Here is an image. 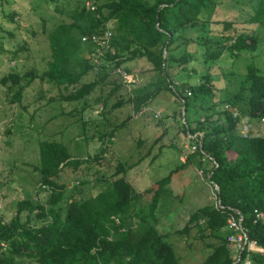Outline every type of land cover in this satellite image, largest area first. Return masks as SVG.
<instances>
[{
	"label": "trees",
	"instance_id": "obj_1",
	"mask_svg": "<svg viewBox=\"0 0 264 264\" xmlns=\"http://www.w3.org/2000/svg\"><path fill=\"white\" fill-rule=\"evenodd\" d=\"M86 1L76 0L66 12L55 8L67 20L50 31L44 30L42 20L49 48L45 69L3 74L0 87L7 104L20 105L24 90L38 80L57 91L46 103L75 104L63 114H84L100 103L103 118L106 110L110 113L124 105L137 114L168 91L182 107L176 118L181 132L196 135L190 140L198 148L139 192L126 177L140 161L130 164L114 158L110 149L116 131L125 122L98 134L101 147L86 158L71 156L62 143L39 142V165L35 167L39 179L34 194L14 202V215L8 221L0 213V264H15L17 259L35 264H182L165 240L167 233L159 231L156 212L173 175L188 165H196L217 187L221 208H197L173 233L188 235L196 229L201 239L212 240L206 244L209 252L197 264H231L224 228L227 219L237 218L238 212L248 239L262 249L251 254L252 264H264V135H253L252 130L246 137L239 133L243 119L249 124L252 120L264 123V74L248 64L238 83L229 80L217 89L209 67L198 73L191 66L195 51L188 52V47L198 45L205 65L215 63L224 53L235 59L241 53L255 52L258 36L237 29V20L221 15V5L215 0H91L94 10L85 6ZM253 1L251 12L241 22L244 26L264 24V0ZM16 15L2 13V18L15 24ZM107 29L111 32L109 47L98 64L94 60L98 45L90 39L102 36ZM5 33L13 37L12 32ZM27 44L17 42L7 51L0 41V55L10 52L15 57L28 50ZM137 60H144L157 79L143 86L134 84L132 96L123 97L115 70L131 74L127 65ZM229 76L234 79L236 75L232 72ZM193 77L196 80L191 83ZM95 91L99 95L91 104ZM114 97L117 101L107 109ZM67 171L78 179L76 185L70 187L61 180ZM2 186L0 180V192ZM87 186L91 191L84 196L83 187Z\"/></svg>",
	"mask_w": 264,
	"mask_h": 264
},
{
	"label": "rangeland",
	"instance_id": "obj_2",
	"mask_svg": "<svg viewBox=\"0 0 264 264\" xmlns=\"http://www.w3.org/2000/svg\"><path fill=\"white\" fill-rule=\"evenodd\" d=\"M152 2V0H145ZM220 4L221 15H228L238 22L237 29L243 28L254 31L259 38V47L253 53L244 52L235 59L223 54L218 61L205 65L200 56V47H188V52L193 53L195 67L202 73L205 67L209 71L217 89L232 83H238L246 74L248 64H253L264 74V24L242 25L247 15L251 12L253 0H215ZM225 2V3H224ZM76 4V0H4L0 5V41L8 51L17 42L26 41L28 50L18 53L13 57L10 52L0 55V77L14 71L24 73L35 68L38 71L45 69V62L49 56L48 43L42 31H50L60 21H66L59 10L68 11ZM17 12L14 17L15 24L8 23L2 18V13ZM10 31L13 37L5 33ZM199 54H197V52ZM133 78L131 92L134 86H143L154 82L157 74L150 70L144 60H137L127 65ZM235 73L231 79L229 73ZM225 76V79H223ZM191 79V83L195 82ZM109 89H104L106 92ZM39 90L43 92L40 93ZM57 91L48 84H40L38 80L32 82L23 92L21 104L9 105L6 102L4 88L0 87V180L1 192L6 194L5 209L14 213V200H21L32 196L38 184L39 173L35 167L39 165L38 143L44 140L62 143L69 154L75 158H86L94 155L100 149L98 134L105 133L108 129L120 125L112 140L110 149L114 158L135 163L127 174V180L139 192L153 185L158 179L166 176L168 172L178 166L181 158L185 160L194 143L191 138L180 130L176 121L182 107L168 92H161L148 105L147 111L135 114L130 105H124L115 110L104 112L100 116L101 104L96 108L85 110L84 114L69 116L62 111H69L75 104L53 101L46 103L48 97H54ZM128 94L123 87L119 95ZM43 98H39L40 96ZM99 95L95 91L91 96V104ZM117 101L111 98L107 109ZM152 111L160 114L159 119L153 117ZM174 113H176L174 117ZM253 135H264V123L252 120L249 124ZM189 138V139H188ZM197 166L188 165L172 177L169 192L163 199L156 215L159 219L158 229L167 233L165 240L169 242L182 264H197L202 261L209 249L206 244L212 240L201 239L196 229L188 235H176L173 231L181 229L189 214L199 207L215 205L216 194L206 177L197 175ZM71 172H65L61 180L76 185L78 179ZM77 177V176H76ZM79 177V176H78ZM84 196L90 191L88 186L83 187ZM44 194L41 195L43 197ZM1 211V210H0ZM4 214L8 221L12 214ZM2 214V213H1ZM3 215V214H2ZM15 264H35L27 259H17Z\"/></svg>",
	"mask_w": 264,
	"mask_h": 264
},
{
	"label": "built area",
	"instance_id": "obj_3",
	"mask_svg": "<svg viewBox=\"0 0 264 264\" xmlns=\"http://www.w3.org/2000/svg\"><path fill=\"white\" fill-rule=\"evenodd\" d=\"M85 6L88 7L90 10H94L95 8L91 0H87L85 2ZM110 37H111V32L108 29L100 37H95V36L91 37L90 40L93 43H96L98 45L97 53L96 55H94L95 63H98L99 58L103 54V51L108 49ZM85 41L86 39L83 38L82 42H85ZM115 73L119 76L122 86L125 88L126 92L130 96H132L130 93L131 92L130 89L132 87L131 85L134 82L132 76H130V74H128L126 71H124L121 68H117L115 70ZM225 109H228V107L225 106ZM147 110H149L148 107L142 108L141 111L138 112V114H141ZM152 114L155 119L160 118V114L158 112L152 111ZM236 115H237V112L234 111L233 116L235 117ZM261 121L264 122V119H261ZM241 123H242V126L239 129V133L242 137H246L248 133L251 131V126L249 125V122H247L246 119H243ZM187 136L191 139H194L196 137V135L191 136L189 134H187ZM184 148L189 150V152H193L198 148V145L194 144L190 148L186 146ZM197 175L203 178L202 170H197ZM208 182L213 187V190L215 191L216 186L209 180ZM42 189H44V186H42ZM215 207L221 208L218 200H216ZM235 214H237V218L229 217L226 221V226L224 228V230L227 232L226 241L231 248V258H232L231 264H252V261L250 258L251 254L253 252H262V249L257 247L254 242L248 239L246 231L241 227V221H242L241 216L239 215L238 212H235ZM258 216L263 217L262 214H259ZM1 245L3 246V244Z\"/></svg>",
	"mask_w": 264,
	"mask_h": 264
},
{
	"label": "crops",
	"instance_id": "obj_4",
	"mask_svg": "<svg viewBox=\"0 0 264 264\" xmlns=\"http://www.w3.org/2000/svg\"><path fill=\"white\" fill-rule=\"evenodd\" d=\"M181 161H183L182 160V158H181ZM34 191H35V189H34ZM34 191H33V194H34ZM32 194V195H33ZM6 194H4L3 192H0V213H2L3 215V217H4V214L5 215H7L8 213H10V211L8 210V209H5V205H6V203H5V198H6V196H5ZM14 201H16V200H14ZM10 214H12V216L14 215V213H10Z\"/></svg>",
	"mask_w": 264,
	"mask_h": 264
},
{
	"label": "water",
	"instance_id": "obj_5",
	"mask_svg": "<svg viewBox=\"0 0 264 264\" xmlns=\"http://www.w3.org/2000/svg\"><path fill=\"white\" fill-rule=\"evenodd\" d=\"M208 180H209V177H208ZM215 191H216V193H218V189H217V187H216Z\"/></svg>",
	"mask_w": 264,
	"mask_h": 264
}]
</instances>
